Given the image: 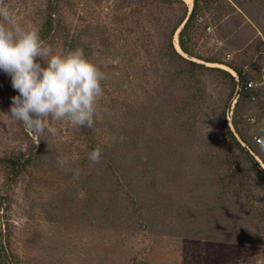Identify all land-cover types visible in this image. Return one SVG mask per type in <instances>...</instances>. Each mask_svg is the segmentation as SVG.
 <instances>
[{
    "label": "rangeland",
    "instance_id": "rangeland-1",
    "mask_svg": "<svg viewBox=\"0 0 264 264\" xmlns=\"http://www.w3.org/2000/svg\"><path fill=\"white\" fill-rule=\"evenodd\" d=\"M3 6L106 80L94 128L49 118L37 144L0 71V264H264V0Z\"/></svg>",
    "mask_w": 264,
    "mask_h": 264
},
{
    "label": "clouds",
    "instance_id": "clouds-1",
    "mask_svg": "<svg viewBox=\"0 0 264 264\" xmlns=\"http://www.w3.org/2000/svg\"><path fill=\"white\" fill-rule=\"evenodd\" d=\"M0 71L11 77L18 95L13 96L10 113L27 132L41 142L49 118L76 126L94 128L99 102L104 96L105 72L85 55L83 48L67 54H54L39 29H26L12 19L0 0ZM121 141L124 137L120 138ZM46 141V140H43ZM264 150V144H261ZM89 160L99 164L100 147L89 153ZM63 168L67 163L58 159ZM76 178L81 170L67 168Z\"/></svg>",
    "mask_w": 264,
    "mask_h": 264
},
{
    "label": "trees",
    "instance_id": "trees-1",
    "mask_svg": "<svg viewBox=\"0 0 264 264\" xmlns=\"http://www.w3.org/2000/svg\"><path fill=\"white\" fill-rule=\"evenodd\" d=\"M198 0H195V6ZM195 6L193 8V11L191 13V15L189 16V18L187 19V21L185 22V24L183 25V27L180 29V36L183 34L185 28L187 27L190 19L192 18V16L195 13ZM181 47L184 51L188 52L187 47L184 45V43L181 41ZM194 63V61H192ZM244 74L243 71L241 69H235V75H234V79H236V85L238 86V89H240L241 91L244 89L249 88L250 86L248 85V81L244 82ZM261 170L264 172V169L262 167H260ZM139 263V262H138Z\"/></svg>",
    "mask_w": 264,
    "mask_h": 264
},
{
    "label": "built area",
    "instance_id": "built-area-1",
    "mask_svg": "<svg viewBox=\"0 0 264 264\" xmlns=\"http://www.w3.org/2000/svg\"><path fill=\"white\" fill-rule=\"evenodd\" d=\"M253 84L254 83L252 80L248 81L249 86H253ZM255 138L257 139L258 142H262V138L260 136L256 135Z\"/></svg>",
    "mask_w": 264,
    "mask_h": 264
}]
</instances>
